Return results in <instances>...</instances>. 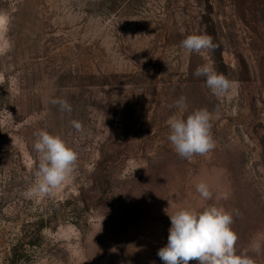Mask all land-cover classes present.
Here are the masks:
<instances>
[{"label": "rangeland", "instance_id": "obj_1", "mask_svg": "<svg viewBox=\"0 0 264 264\" xmlns=\"http://www.w3.org/2000/svg\"><path fill=\"white\" fill-rule=\"evenodd\" d=\"M0 18V264L13 254L27 255L18 264H163L165 209L211 204L239 210L237 252L264 264L250 250L264 243V0H0ZM190 34L218 45L215 69L235 85L222 100L193 76L206 61L184 55ZM181 95L188 109L169 108ZM52 98L67 99L71 117ZM199 108L220 113L217 148L181 158L166 122ZM38 129L61 135L78 161L53 195L27 199ZM219 191L229 199L216 201Z\"/></svg>", "mask_w": 264, "mask_h": 264}, {"label": "clouds", "instance_id": "obj_2", "mask_svg": "<svg viewBox=\"0 0 264 264\" xmlns=\"http://www.w3.org/2000/svg\"><path fill=\"white\" fill-rule=\"evenodd\" d=\"M8 21L2 18L0 32L6 31ZM185 56L195 53L206 61L196 67L194 77H203L205 86L218 100L230 95L235 87L228 77L217 72L211 53L218 47L213 37L208 34H190L180 43ZM50 104L58 107L61 115L71 117L72 104L65 98H52ZM169 108L180 111L188 109L187 97L181 95L174 100ZM218 110L210 112L207 108H199L187 115H173L167 120L169 126L168 140L174 151L181 158L191 160L194 156L207 157L217 148V141L212 135V121L219 119ZM69 126L77 133L83 134L82 123L75 119L69 120ZM33 150L38 155V165L33 172L34 181L22 195L27 199L51 196L73 175L78 161V153L59 134H51L46 129H38L33 133ZM196 191L205 200H212L214 193L209 184L200 181L195 185ZM228 191H219L215 200H228ZM169 216L171 226L167 244L161 247L157 255L163 264H256L255 259L247 254V250L238 253L237 233L233 230L234 216L239 210L230 211L223 206L211 204L197 210L195 208H180ZM250 250L256 255L264 254V243L254 240Z\"/></svg>", "mask_w": 264, "mask_h": 264}, {"label": "trees", "instance_id": "obj_3", "mask_svg": "<svg viewBox=\"0 0 264 264\" xmlns=\"http://www.w3.org/2000/svg\"><path fill=\"white\" fill-rule=\"evenodd\" d=\"M37 227H36V229L32 232V233H34V234H36V235H38L39 234V230H40V228L43 226L42 225V221H40L39 223L37 222ZM26 244L27 245H33L34 244V242L31 240V239H29L27 242H26ZM26 258L27 257V255H19V254H17V255H14L13 254V256H12V258H11V262H14L15 264L18 262H22V258ZM21 260V261H20ZM17 263V264H18Z\"/></svg>", "mask_w": 264, "mask_h": 264}, {"label": "snow or ice", "instance_id": "obj_4", "mask_svg": "<svg viewBox=\"0 0 264 264\" xmlns=\"http://www.w3.org/2000/svg\"><path fill=\"white\" fill-rule=\"evenodd\" d=\"M0 23H2V18H0Z\"/></svg>", "mask_w": 264, "mask_h": 264}]
</instances>
